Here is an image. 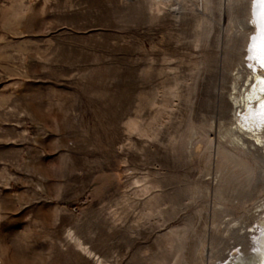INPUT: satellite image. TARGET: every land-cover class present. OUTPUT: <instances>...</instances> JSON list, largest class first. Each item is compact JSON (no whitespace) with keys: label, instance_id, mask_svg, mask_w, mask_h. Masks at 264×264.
<instances>
[{"label":"rangeland","instance_id":"374dc122","mask_svg":"<svg viewBox=\"0 0 264 264\" xmlns=\"http://www.w3.org/2000/svg\"><path fill=\"white\" fill-rule=\"evenodd\" d=\"M257 76V0H0V264H264Z\"/></svg>","mask_w":264,"mask_h":264},{"label":"bare ground","instance_id":"6f19581e","mask_svg":"<svg viewBox=\"0 0 264 264\" xmlns=\"http://www.w3.org/2000/svg\"><path fill=\"white\" fill-rule=\"evenodd\" d=\"M257 81L258 84L251 90V93L248 94L245 98H243L242 101H237V103H239L241 107H246L248 109L251 108L250 101L257 98L260 106L259 112H261L264 111V77L257 76ZM255 145L259 147L264 146V142L260 138H258ZM263 256H264V250H261V252L258 255V260L261 261Z\"/></svg>","mask_w":264,"mask_h":264},{"label":"snow or ice","instance_id":"6c2138e0","mask_svg":"<svg viewBox=\"0 0 264 264\" xmlns=\"http://www.w3.org/2000/svg\"><path fill=\"white\" fill-rule=\"evenodd\" d=\"M258 3H264V0H257Z\"/></svg>","mask_w":264,"mask_h":264}]
</instances>
